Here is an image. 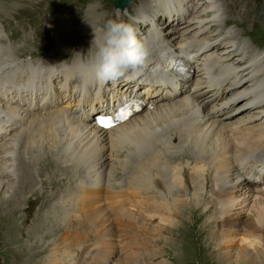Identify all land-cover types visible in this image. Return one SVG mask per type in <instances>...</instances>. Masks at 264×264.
Masks as SVG:
<instances>
[{"label": "bare ground", "instance_id": "bare-ground-1", "mask_svg": "<svg viewBox=\"0 0 264 264\" xmlns=\"http://www.w3.org/2000/svg\"><path fill=\"white\" fill-rule=\"evenodd\" d=\"M145 1L137 7L135 15L131 14V10L126 13L130 15L128 24L131 26L137 18H142L143 23L149 24L143 25V28L148 29L141 41L149 49L150 55L141 71L110 81L117 84L114 90L108 82L102 85L89 83L85 77H81L79 82L76 81L79 67L85 63L80 60L81 54L76 59L73 57L75 60L68 66L21 62L20 60L28 54L32 61L35 57L30 53H22L28 49L23 42L13 45L9 38L5 40L4 31L0 29V205L13 196V204L17 206L15 202H19L24 194L31 193L33 189H40L46 184L44 182L42 185L40 179H37V168H33L30 173L27 169L32 164L35 167L42 165V161L38 163V159L43 157L41 153L45 156L47 153H54L62 165L58 169L62 176L56 189L49 193L52 188L49 186L46 191L48 196L52 197L45 198L48 201L45 205H56L53 215L54 218L59 217L57 219H60V224L45 233L43 239H37L42 243L48 238L47 247L41 248L44 253L43 264L48 256L57 261V251H64L66 259L81 252V246L86 244V240L83 242L88 235L86 232L94 231L104 219H107L110 225L116 222L120 225L107 231L110 228L105 224L107 232L101 241L103 245L112 243L116 233L128 236L129 230L125 228L128 224L124 225L122 220L126 205L127 208H134L135 212H143L139 220L143 231L153 235L156 232L161 234L169 228L168 238L160 240L163 246L160 244L156 250L152 247L150 250L145 248L147 257L149 253L156 254L150 257L151 264H168L169 257L178 262V254L179 264H234L235 260L237 264H241V261L242 264H264V251L256 248V252L250 251L249 246L252 245L245 240L247 237L258 235L263 229L261 227H264V207L258 213L261 226L248 227L232 220L230 208L237 201L231 199L230 202L228 199L231 185L227 178L234 173L242 180L249 178V175L242 176L241 169L243 170L244 166L241 165L251 160H264V145L261 144L264 126L253 125L242 130L239 148L234 149V145L226 140L236 127L245 126L254 122L255 118L264 117V107L236 120V110H220L231 104L234 98L245 97L240 106L249 107L257 102L264 104V53L256 48L241 51L238 46L230 43H226L225 49L217 50L215 55L204 52L211 45L216 47L225 43L217 42L218 36L214 35L202 38V34L213 25H216L215 31L220 29L221 15L218 14L221 17L219 20L208 15L211 12L223 13V7L217 0L163 2L162 5H171L172 8L165 11L167 18L176 15L185 21L189 18L187 24L167 30L176 33V30L181 29L179 34L172 36L164 35L158 29L155 22L157 17L153 16L155 12L151 5L148 9ZM204 1L207 3L202 8ZM93 28L98 29L96 25H92L85 30L88 52H82V58L87 59L89 56L94 37ZM218 34L220 31L216 35ZM241 47L244 48L245 45ZM14 49L16 53L20 51L19 58L12 56ZM178 60L184 61L193 71V75L191 78L183 77L175 83H169L168 73ZM58 70L63 72L67 79L75 80L74 91H85L84 98L79 99L77 96L72 101L69 95L65 94L67 84L62 82L54 83L53 90L48 91L52 78L59 77L54 76ZM52 71L55 72L51 76ZM246 79L249 82L235 91L234 96L220 102L217 110L205 112L202 107L205 102H216L228 93V84L235 83L232 86L235 88L238 86L237 82ZM21 80L25 87H35V91L17 97L16 95L21 93L16 92L21 91L15 84L18 85ZM81 84L83 88L79 90ZM97 87L104 90L103 95L108 100L110 93L117 92L113 94V99H122L124 96L132 97L134 90L140 89L150 101L155 95L156 105L153 110L146 109L143 114L131 117L112 130L99 129L93 123L95 119L91 122L89 116V112L99 103L100 96L95 92ZM42 91L44 94L49 92L55 98L65 95L67 100L63 103L55 102V109L45 111V107L36 105L33 101L34 94H41ZM164 91L167 97H161ZM232 156L238 158V164L235 162L230 165L231 171L224 174L223 169ZM36 158L38 159L34 161ZM254 165L253 163L248 169L253 170ZM44 171L48 173L47 170ZM258 171V174L262 173V169ZM113 172L128 175L123 186L113 182ZM254 186L258 189L257 185ZM243 187L249 188L245 185ZM262 195L264 198V191ZM206 197L220 201L223 205L222 207L217 202V207L222 213L215 223H212L211 216L208 219L211 210ZM119 204L121 210L117 209ZM150 214L153 217L146 218ZM80 217L91 223L85 224ZM136 218V214L132 213L131 223L134 220L136 222ZM203 219L204 222H201ZM71 222L70 229L63 235L62 225L66 230ZM185 224L189 229L184 233L199 238L196 251L192 249V244L180 247L182 238L175 239L184 229L181 226ZM215 225L220 231L218 236L213 232ZM54 232L56 234H53ZM240 233H243L244 237L241 239V246L237 252L232 253V242ZM10 235L8 233L9 238ZM54 239L56 240L53 241ZM213 245L216 246L215 249H212ZM258 246L261 247V241ZM142 247H139L141 251ZM200 250L205 251L206 256ZM199 254L203 256L201 263L198 262ZM28 259L31 260L29 264H42L34 257ZM158 259L162 261L155 262Z\"/></svg>", "mask_w": 264, "mask_h": 264}, {"label": "rangeland", "instance_id": "rangeland-1", "mask_svg": "<svg viewBox=\"0 0 264 264\" xmlns=\"http://www.w3.org/2000/svg\"><path fill=\"white\" fill-rule=\"evenodd\" d=\"M165 1L167 2L171 0H146L145 4H147L148 9H150V5L152 6L153 11L155 12V15L153 16L157 17V20H155L156 26L164 35H177L179 34V30L181 29L176 30V33L171 31L168 32L167 30L169 28L171 29V27L178 28L183 24H187L189 18L186 21L184 19H179L177 15L176 17L167 18L165 11L172 10V8L171 5L170 7L169 5H162V3ZM217 1L220 3V6L223 7V13L211 12L208 15L209 17H215L216 19L222 17V19H218L220 29L215 31L216 25H213L202 34V38H207L209 35H214L218 36L217 42L222 41L225 43L216 47L215 45H211L204 52L207 54L215 55L217 54V50L225 49V46L230 43V45H234L235 47L238 46L241 51L245 49L251 50L252 48H256L259 51H263L264 53V0ZM204 2L205 3L202 8H204L207 3L206 1ZM132 3V6L128 8L126 12L128 10H131V14L135 15L137 7L141 6L140 4L143 3V0H132ZM126 12H124L123 14L125 15H123L120 13V11L115 9V6L112 4V0H0V29L1 31H4L3 34L5 36V40L9 38V41L13 45H17L23 42L28 49L26 51H23L22 53L24 55L30 53L33 58L35 57L32 61L31 57L28 54L26 55V57L20 60L21 62H31L33 64L50 63L51 65L68 66L69 64H72V62L76 58H78L80 54L82 58V52H88V44L85 37V30L88 27L96 25L97 28L100 29L109 19H118L126 23L130 18V15H127L128 13ZM213 14L214 16H212ZM218 14L221 15V17H219ZM120 15H123L122 18L120 17ZM154 19L155 18L153 17V20ZM141 20L142 18H137L135 23L132 25L133 28L137 29L135 30V32L138 39L140 40L145 37L146 30L148 29V27L143 28V25L146 23H143V21ZM95 21H97V23H95ZM128 23L129 21L127 22V24ZM146 25L149 26V24ZM218 31H220V34L216 35ZM230 35L232 37H230ZM237 42L238 44H236ZM244 45V48L241 47ZM82 47L85 49H82ZM18 53H16L14 49L12 52V56L15 58H19L21 55L19 56ZM62 55L64 57H62ZM81 58L80 60L84 62L87 61L86 58ZM54 72L55 71L51 72V76ZM54 76L59 77L52 78L53 80L48 91L53 90V84L56 82L66 83L67 90L65 94H68L70 99L73 101V98L77 97L79 93V91L77 90L74 91L75 80L67 79L63 72L59 70L54 74ZM81 77L84 76L81 71L78 70L76 81L79 82ZM192 79L194 80L195 77H192ZM248 82V79L240 83L237 82L236 84L238 86H236L235 88L232 87L235 83L228 84L230 90L227 94L221 96L218 100L216 99V102L211 101L209 104H206V102L204 103L202 107L204 108L205 112L207 113L209 111L217 110L218 104L220 102H222L229 96H234L236 94L235 91L244 87ZM191 83L192 82H190V85ZM108 84L111 85L112 82L109 81ZM15 86L21 91L16 92L21 93L19 95H16L17 97H23L24 94L27 95L29 92L35 91V87H25L22 80L18 85L15 84ZM82 88L83 85L81 84L78 89L82 90ZM47 95L48 92L47 94H44V92L42 91L41 94L35 93L33 99V101L36 102V105H42L43 107H45V111L55 109L56 107L53 105V103H63L66 99L65 95L61 96V98H55L50 95V100H47ZM161 97H163V93L161 94ZM244 99L245 97L239 99L234 98L231 104H227L225 108H221L220 110H223L224 112L236 110L234 117V120H236L237 118L241 119V117L243 116H249L253 114L256 109L264 107V104L258 102L253 103L249 107H246L244 105L240 106L241 103L244 102ZM91 103H93V100L91 101ZM92 110H94V108ZM145 111L146 109L140 113L135 114L134 116L143 114ZM253 125L264 126V117L260 119L255 118L254 122L248 123L245 126H239V128L236 127L226 137V140L234 145V149L241 147L240 142H242V138L240 137V132ZM261 139H263L261 144L264 145V136ZM41 154L43 156L42 159L36 158L34 159V161L38 159V163L42 161V165L35 167L32 164L27 170L30 173L32 172L33 168H37L39 171L37 179H40L39 181H41L42 185L44 184V182H46V184L41 186L40 189H33L31 193L24 194V196L18 200L19 202H15L17 203V206L13 204V196L9 197V199H6V202L2 203V206L0 205V259L2 264H29L31 261L28 259L29 257H34L35 259L41 261L43 264L44 253H42L43 249L41 248L47 247L48 238L46 240L44 239V242L42 243H39L37 239L40 237H42L43 239L45 233L57 228V225L60 224V219H57L59 217L54 218L53 215L56 205L50 203V205L46 207L45 203L48 204V201L45 198L47 197L50 199L52 197V195L48 196L49 194L46 193L49 186L52 187L49 191L50 193L52 189H56L60 185L62 173L58 169L61 168L62 165L56 158V155L54 153H47L46 156L44 155V153ZM237 159L238 158H235L233 156L229 158V160L227 161V166L223 169L224 174L227 171H231L232 167H230V165L234 164L235 162L236 164H238ZM246 165L248 167H252L251 162H248ZM239 167L241 168L240 165ZM262 168L264 169L263 165ZM44 170H47L49 174ZM256 172L255 175L257 179L261 177V174H258L260 173V171ZM113 173H115L112 177L113 182L121 184L123 186V183L126 182L128 175L126 176L124 173L120 172ZM241 174H243V172H241ZM242 176L246 177L247 175L243 174ZM41 178H43L44 180ZM227 178L228 182L231 185L230 190H228V192L230 193V198L228 197V199L230 202L231 199L237 201L236 204L231 206L230 208V214L232 215L231 219L235 222H241L242 225H246L248 227H252V225H254L255 227L256 225L261 226V223L258 220V213L260 209L264 207V198L262 197L264 191V178L261 177L260 180H263V183L257 181L256 179L252 180V177L250 176L249 178H243L242 180L237 173L230 174ZM243 185L249 186V188H245L243 187ZM254 185H257L258 189H256V186ZM252 186L253 188L251 189ZM46 194L47 196H45ZM206 198L208 207L211 210L210 214L208 215V219H210L211 216L212 223H215L216 221H218V217H220L222 213V210L217 207V202H219L220 204V201H215L210 197ZM58 199L59 197L57 198V200ZM102 202L104 203L105 200H102ZM220 205L223 207L222 203ZM127 207L128 205H126L124 208V210L126 209V211L123 213L124 216L122 215V220L124 225L128 224V226L125 227L127 230H129L128 236L124 237L121 236L120 233H116L115 237H113L114 239L112 238L111 240V245H103L101 241L102 238L106 235V232L110 231L114 227L117 228L120 225L118 222H116L114 225H110V222H108L107 219H104L102 222L98 223L94 231L86 232L88 235L85 236L83 241L85 242L86 240V244L81 246V249L83 248L82 250H80L81 252H77L74 257L66 259L64 251H57L58 253L56 252V254L58 255L56 258L58 260L56 261L54 257L48 256L46 260H44V264H151L150 257L152 258L156 254L151 255L149 253V257H147L146 252H144L145 248L147 247L149 250L151 249V247L154 250L159 248L160 244L162 245L160 240H164V238L166 239V237L168 238L169 228H167V230L161 234L159 232H156L152 235L150 232H145L143 231V227L139 222L142 216L141 214H143V212H135L134 208ZM117 209L121 210V204L118 205ZM132 213L136 214L137 223L135 222V220L131 223ZM152 214L147 215L146 218H152ZM80 220H82L85 224L91 223L90 221H85L83 217H80ZM204 220L205 219L201 220V222H204ZM128 221H130V223ZM71 224L72 222L68 225L69 228L67 227L66 230H64L65 227L64 225H62L61 232H63V235H65L67 230L70 229ZM105 224L107 225L106 227L110 228L107 231ZM169 224L171 223L169 222ZM182 227L184 229L182 230V232H179L178 235H176L175 239L182 238L183 242H181L180 247H182V245L184 244H192V249L196 251L198 249L197 244L199 238L192 234L184 233V231H187L189 229L187 224L182 225L181 228ZM261 228L263 229H261V232L258 235L245 238V240L252 245L249 246L250 251H255V248L264 251V227ZM213 232L216 236L220 235V231H218L216 225L213 229ZM8 233L9 235L11 234L10 238L8 236ZM53 234H56V232H54ZM237 236V239L234 241L235 243L232 242V253L238 251L241 246V239L244 238L243 233L237 234ZM55 240L56 239H54L53 241ZM260 241L261 247L258 246L260 244ZM101 243L102 245H100ZM126 244H128L129 246ZM142 245L144 246L142 247ZM140 246L142 247V251L139 249ZM216 246L218 247L217 244ZM216 246L213 245L212 249H215ZM200 251L203 254L206 253L205 251ZM200 256L202 255L199 254V263H201L203 259V256L202 258ZM204 256L206 255L204 254ZM248 256L250 255L248 254ZM177 258L178 262H175L172 257L167 258L168 264H179V254L177 255ZM161 261L162 259L155 260V262L157 263H160ZM234 264H237V260H235Z\"/></svg>", "mask_w": 264, "mask_h": 264}, {"label": "clouds", "instance_id": "clouds-1", "mask_svg": "<svg viewBox=\"0 0 264 264\" xmlns=\"http://www.w3.org/2000/svg\"><path fill=\"white\" fill-rule=\"evenodd\" d=\"M93 31L89 56L79 69L89 83L102 85L146 66L150 51L131 25L109 19Z\"/></svg>", "mask_w": 264, "mask_h": 264}, {"label": "snow or ice", "instance_id": "snow-or-ice-1", "mask_svg": "<svg viewBox=\"0 0 264 264\" xmlns=\"http://www.w3.org/2000/svg\"><path fill=\"white\" fill-rule=\"evenodd\" d=\"M128 113L126 109H122L117 116L115 117L116 121H121L127 117ZM97 123L105 129H108L112 126V118L111 117H101L97 120Z\"/></svg>", "mask_w": 264, "mask_h": 264}, {"label": "water", "instance_id": "water-1", "mask_svg": "<svg viewBox=\"0 0 264 264\" xmlns=\"http://www.w3.org/2000/svg\"><path fill=\"white\" fill-rule=\"evenodd\" d=\"M117 3V6H120L122 10H124L127 6L130 5L129 0H114ZM0 264H2L1 259H0Z\"/></svg>", "mask_w": 264, "mask_h": 264}]
</instances>
